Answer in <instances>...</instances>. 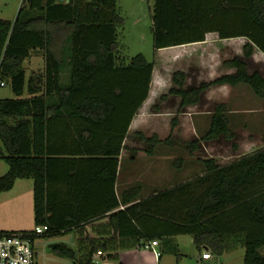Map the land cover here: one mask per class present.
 I'll list each match as a JSON object with an SVG mask.
<instances>
[{
	"label": "trees",
	"instance_id": "1",
	"mask_svg": "<svg viewBox=\"0 0 264 264\" xmlns=\"http://www.w3.org/2000/svg\"><path fill=\"white\" fill-rule=\"evenodd\" d=\"M123 25L119 0H24L14 20L0 17V76L16 95L0 98V157L9 166L0 193L33 179L35 224L49 227L35 238L75 231V247L50 249L74 264H91L98 250L112 258L155 239L179 260L178 235H191L199 250L216 255L241 245L244 264H264V148L224 165L203 158V175L148 197L141 185L117 193L120 157L156 65L143 54H123ZM210 32L246 37L247 59L255 47L264 52V0H155V50L204 41ZM35 50L44 52L45 70L27 78L24 60ZM225 64L236 71L190 87L187 73L175 71L161 101L180 97L183 109L213 85L240 83L264 99L260 71L251 73L238 56ZM227 111L226 103L215 104L208 130L186 143L190 151L221 136L234 141ZM178 124L175 116L172 127ZM135 137L149 155L163 141L141 131ZM7 232L15 231H0Z\"/></svg>",
	"mask_w": 264,
	"mask_h": 264
},
{
	"label": "rangeland",
	"instance_id": "2",
	"mask_svg": "<svg viewBox=\"0 0 264 264\" xmlns=\"http://www.w3.org/2000/svg\"><path fill=\"white\" fill-rule=\"evenodd\" d=\"M5 1L8 4H4L3 8L0 9V17L14 20L24 0ZM154 5L155 0H119V7L124 18V25L120 29V42L125 48L123 54L128 59L137 54L145 55L148 60L156 58L153 38ZM24 67L27 78L42 74L45 70L44 52L40 50L32 51L31 55L24 60ZM173 67L174 65L167 67L168 71L165 77L169 81L172 71L178 66ZM256 68L260 69L256 64H250L251 70ZM159 72H161L160 69ZM67 74L68 72L65 73V78ZM2 80L5 81L6 85H0V98H15L16 95L12 91L8 80L0 76V82ZM237 90L244 91V104L250 105L254 109L252 112L241 116V122L251 125V129L263 134L264 112L262 111V105L264 104V99L256 95L251 86L246 83L240 84ZM27 96L29 95L25 91L23 97ZM212 107V104L208 105V102L206 103V101L202 100L197 106L187 110V108L180 109V101L175 97H169L165 101H161L160 98L148 99L141 112V115L144 116V124L141 127L132 125L130 135L126 139V148L122 156L123 171L120 181L124 180L132 186L138 185V183L143 186L158 175L163 178L162 187H166L193 177L196 173H199L197 171L199 168H202V170L206 168L202 161L203 158L214 157L219 161L227 162L237 157L239 154L234 151L235 148L233 147V142H237L236 138L234 141H226L224 137L212 141H201L199 149L195 151H190L186 146V143L199 139L208 130L211 115L203 114V112H208V109H212ZM194 114L197 115L194 117ZM175 116H178L179 124L173 128L172 119ZM137 131H141L147 136L156 134L163 140L157 144L153 155L147 154L145 151L146 145L135 137ZM168 136H171L172 143L164 142ZM0 147L5 153L1 141ZM180 159L183 160L182 164H180ZM8 169L7 162L0 157V176L4 175ZM29 182L30 187L26 185V187L20 188L17 185L10 193L9 197L13 199L11 201L13 207L18 208V210L14 211V214L16 213L15 215L18 217V222H15L17 225L11 227L24 229H34L36 227L32 196L28 200L25 196L20 197L21 193L27 194L29 188L32 190L33 179H30ZM75 234V231H67L38 238L36 249L39 252L40 264H74L72 259L60 256L50 249L56 243H65L75 247ZM189 238L190 236L186 238V242L183 241L184 251L187 255H183L178 260L175 255L165 254L160 264H200L197 259L196 248L193 243H190L192 241ZM260 252L264 254V246L260 248ZM244 255L245 249L239 248L237 251L219 256L218 259L214 257V261L207 264H244ZM126 259L131 264H140L141 261H147L149 264L158 262L152 250L144 245H138L119 250L117 256L107 259V264H119L121 260L125 261Z\"/></svg>",
	"mask_w": 264,
	"mask_h": 264
},
{
	"label": "crops",
	"instance_id": "3",
	"mask_svg": "<svg viewBox=\"0 0 264 264\" xmlns=\"http://www.w3.org/2000/svg\"><path fill=\"white\" fill-rule=\"evenodd\" d=\"M4 4H8V2H6L5 0H0V9L3 8ZM247 41L248 39L246 37H231V38L221 39L217 32H210L206 35V39L204 41L187 43V44L176 45V46H171V47H165V48L156 50L155 59L157 62H156L155 69H154L153 81L151 83V91H150V95L148 99L149 100L156 99V98L159 99L162 94L168 93L170 88L173 86V81H172L173 73L177 70H182L187 73V81H186L187 87L196 86L202 82H208V81L214 80L215 78L223 74L233 73L236 71V68L227 66L225 64V61L232 59L236 56L241 57L246 60L248 64V69L251 73L254 71H260L264 75V52H262L259 48L255 47L253 55L248 59L245 58L244 45ZM251 63L259 66L260 69L256 68L254 70H251L250 69ZM183 64L184 66H182ZM172 65H174V67L176 66L178 67H176L172 71V76L169 81L165 76L168 71L167 67L172 66ZM159 69L161 70V72H159ZM240 84L235 85V86H232L230 84L213 85L209 87L203 93L202 98H201V101L202 100L206 101V103L208 102V105L212 104L213 106L212 109L209 108L208 112H203V114L212 115L214 106L218 102L226 103L228 107L227 115L230 119V126L236 133V140H237L236 142L237 147L234 149V151L238 152L239 155L233 158L232 160H228L227 162L223 160L219 161L216 158L217 162L222 165L241 158L242 157L241 155L250 154L258 149L264 148V133L261 134L255 131V129H251V125L244 124V122H241L240 120L241 116L247 113H250L254 110L253 108L250 107V105L247 106L244 104V100H245L244 91L237 90V87H239ZM169 97H175L179 101L181 100L180 97H177V96L170 95ZM146 102L144 103V105L146 104ZM198 104L187 106L186 108L188 110L192 107L197 106ZM143 106L139 110V112L136 114L132 122L133 126L135 125L136 127H141L144 124L143 122L144 116L141 115ZM262 106H263L262 111L264 112V104ZM196 115L197 114H194V117ZM132 125H131V128L133 127ZM222 137L223 136H221L220 138ZM226 141H231V140L226 139ZM124 150L122 151V155L120 157L121 160H120V166H119V174H118V180L116 184V189H117L118 194H121L125 189L132 186L124 180L120 181V176L122 175L121 173L123 171L122 156H123ZM197 171L199 173H196L193 177H189L183 181H180L172 185H168L166 187H162L161 183H163L162 181L163 178H160L161 176H158V175H156L154 179L150 180L147 184L143 186L142 184L138 183V185L142 186L143 193H141V196L148 197L154 194L157 190L169 188L176 184L191 180L199 175H203L206 171V168H203V170L202 168L201 169L199 168ZM29 181H30V178L18 179L14 187L11 190L0 193V231L32 230V229H24L21 227H11V226L17 225V223L15 222H18L17 220L18 217L17 215H15L16 213L14 214V211L18 210V208L13 207V204L11 202L13 199H10L9 197L11 195L10 193L12 192V190L15 189L17 185L20 188L26 187V185L30 187ZM122 185H125V186H122ZM23 196L27 197V200L30 199L32 196L33 210H34V182H33L32 190L29 188V191L27 192V194L21 193L20 197H23ZM103 220H106V219H103ZM188 236H190L189 239L190 241H192L190 243H193L194 247L196 248L197 259L200 262V264L212 263L214 261L213 259L207 260V259L202 258V254L204 252L208 250L211 251V250L208 247H203L201 250H199L196 247L194 239L191 235H178L174 237V242L178 245L182 256L187 255V253L184 251L183 241L186 242L187 241L186 238ZM75 244H76V240H75ZM166 248L167 246L161 243V250L163 252V255L161 259L159 260V263L157 262L156 264L161 263L162 258L165 254H172V253L167 252L165 250ZM239 248H244V247L239 245L238 247L232 250L225 251L222 255L237 251ZM211 253L217 259L219 256H222V255H216L212 251ZM119 264H131V263L128 259H126L125 261L121 260ZM140 264H149V263H147V261L146 262L141 261ZM151 264H155V263L151 262Z\"/></svg>",
	"mask_w": 264,
	"mask_h": 264
},
{
	"label": "built area",
	"instance_id": "4",
	"mask_svg": "<svg viewBox=\"0 0 264 264\" xmlns=\"http://www.w3.org/2000/svg\"><path fill=\"white\" fill-rule=\"evenodd\" d=\"M5 86L4 82H0ZM49 229L48 225H37L32 231H15L0 233V264H40L39 252L36 249L35 238ZM144 246L154 252L156 259H161L163 252L161 242L157 239L146 241ZM203 259H214L211 251L202 254ZM109 256L106 252L98 250L91 264H107Z\"/></svg>",
	"mask_w": 264,
	"mask_h": 264
},
{
	"label": "water",
	"instance_id": "5",
	"mask_svg": "<svg viewBox=\"0 0 264 264\" xmlns=\"http://www.w3.org/2000/svg\"><path fill=\"white\" fill-rule=\"evenodd\" d=\"M60 1H64V0H60ZM66 1H69V0H66ZM53 246V245H52Z\"/></svg>",
	"mask_w": 264,
	"mask_h": 264
}]
</instances>
